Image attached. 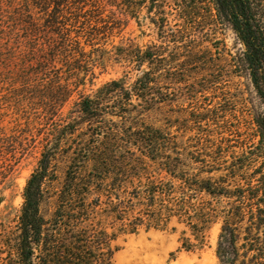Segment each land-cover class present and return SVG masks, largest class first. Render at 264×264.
Returning a JSON list of instances; mask_svg holds the SVG:
<instances>
[{
    "label": "trees",
    "instance_id": "obj_1",
    "mask_svg": "<svg viewBox=\"0 0 264 264\" xmlns=\"http://www.w3.org/2000/svg\"><path fill=\"white\" fill-rule=\"evenodd\" d=\"M64 1L47 3L54 8L48 27L60 39L50 46L53 56L71 40L59 20ZM76 1L79 9L88 4ZM90 5L109 8L112 16L145 12L160 43L120 48L125 76L138 73L131 86L114 79L80 97L79 119L58 128L27 180L15 228L0 231V264H115L121 237L166 230L172 222L184 227L179 241L186 251L203 249L206 234L219 225L218 264H264V0ZM224 30L240 45L234 54L220 45ZM195 74L200 79L190 80ZM229 76L245 79L259 101L253 114L258 143L241 152L226 120L234 102L219 100L217 92ZM172 84L182 86L176 91L189 110L167 117L164 127L147 123V114L177 99ZM63 143L70 164L53 208L44 212L43 184Z\"/></svg>",
    "mask_w": 264,
    "mask_h": 264
},
{
    "label": "rangeland",
    "instance_id": "obj_2",
    "mask_svg": "<svg viewBox=\"0 0 264 264\" xmlns=\"http://www.w3.org/2000/svg\"><path fill=\"white\" fill-rule=\"evenodd\" d=\"M81 1L88 3L84 9L77 8L76 0L64 1L67 6L60 10L59 20L71 40L66 50L53 56L50 46L60 41L48 27L54 8L53 3H47L53 0H0V231L3 227L15 228L27 180L38 168L45 146L55 141L58 128L79 119L80 97L93 95L114 79H125L126 86L132 85L138 73L125 76L128 69L120 60V48L134 43L145 49L151 43H160L145 12L137 18L112 16L107 7L92 10L90 3L94 0ZM218 36L226 54H234L240 47L232 31L224 30ZM77 42L82 53L76 50ZM198 79L196 74L190 78ZM222 84L217 90L219 100L231 97L234 102V111L226 120L229 130L234 132L232 144L241 152L258 143L253 114L259 101L249 92L243 78L229 76ZM180 86L171 85L177 99L147 114V123L164 127L167 117L185 116L182 108L189 110V103L176 91ZM207 96L212 98L211 94ZM82 127L90 128L87 124ZM95 128L94 125L90 130ZM77 135L78 131L68 138L70 146L76 144ZM61 146L62 151L51 162L43 184L44 212L53 208L70 164V147L64 143ZM183 228L172 222L166 230L141 229L121 237L116 243L120 249L114 263L218 264L215 249L219 225L208 231L204 248L196 251L180 247Z\"/></svg>",
    "mask_w": 264,
    "mask_h": 264
}]
</instances>
